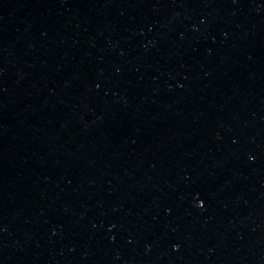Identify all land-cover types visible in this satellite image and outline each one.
<instances>
[{"label": "water", "instance_id": "obj_1", "mask_svg": "<svg viewBox=\"0 0 264 264\" xmlns=\"http://www.w3.org/2000/svg\"><path fill=\"white\" fill-rule=\"evenodd\" d=\"M0 264H264V0H0Z\"/></svg>", "mask_w": 264, "mask_h": 264}]
</instances>
